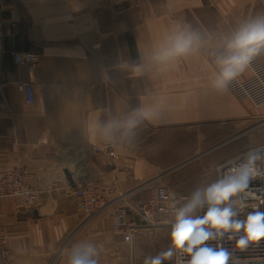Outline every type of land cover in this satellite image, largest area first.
I'll return each instance as SVG.
<instances>
[{
	"label": "crops",
	"instance_id": "crops-1",
	"mask_svg": "<svg viewBox=\"0 0 264 264\" xmlns=\"http://www.w3.org/2000/svg\"><path fill=\"white\" fill-rule=\"evenodd\" d=\"M258 14H264V0H0V175L26 167L29 183L41 190L33 207L19 197L0 198L10 251L0 264H62L70 234L88 224L81 228L84 216L72 193L85 181L105 186L117 176L108 196L113 212L122 195L133 201L153 180L167 187L201 186L205 171L264 143V104L240 101L230 90L214 92L205 54L163 70L149 59L179 24L218 35ZM12 51L35 52L39 59L17 65ZM18 82L32 84V103L17 90ZM142 105L162 114L144 120L146 128L222 127L223 138L207 145L210 135H203L204 150L187 152L171 167L139 152L143 136L135 138L137 131L126 145L118 141L112 161L94 151L102 141L89 142L88 121L123 119ZM214 145L225 147V154L217 156ZM173 173L177 182L169 184ZM106 223L104 217L90 230Z\"/></svg>",
	"mask_w": 264,
	"mask_h": 264
},
{
	"label": "clouds",
	"instance_id": "clouds-1",
	"mask_svg": "<svg viewBox=\"0 0 264 264\" xmlns=\"http://www.w3.org/2000/svg\"><path fill=\"white\" fill-rule=\"evenodd\" d=\"M203 53L212 66L209 87L225 94L233 82H238L254 62L264 57V14L244 19L218 35L193 28L188 24L175 26L151 53V65L163 70L171 62L192 54ZM146 92L150 89L146 86ZM154 114L150 106L142 105L123 119L90 120L86 131L90 143L111 142L119 135H130ZM264 182V147H252L216 166V178L194 188L186 196L173 193L163 197L170 209L164 221L169 244L155 255L137 251L134 236L126 243L135 259L142 264H239L236 250L258 246L264 240V187L253 188L254 181ZM252 199L260 203L250 204ZM251 208V211L246 209ZM119 223V218L114 220ZM231 243V248L225 244ZM105 246L91 240L73 243L62 264H100Z\"/></svg>",
	"mask_w": 264,
	"mask_h": 264
},
{
	"label": "built area",
	"instance_id": "built-area-1",
	"mask_svg": "<svg viewBox=\"0 0 264 264\" xmlns=\"http://www.w3.org/2000/svg\"><path fill=\"white\" fill-rule=\"evenodd\" d=\"M3 36L4 32L0 24V38ZM11 55L14 63L17 65H34L39 59V55L31 51H12ZM249 71L250 75L248 77L240 78L238 82H233L229 86V90L236 99L249 101L251 104L259 106L264 104V64L258 58L254 62L253 68L249 69ZM17 90L25 96L27 103L33 102L34 90L30 82H18ZM256 147H264V143ZM116 148L117 142L114 139L111 142L102 141L98 145H95L93 149L95 152H103L112 161L116 158ZM29 178L30 172L26 167H15L0 175V198L19 197L23 200L25 206H35L39 200L41 190L31 185ZM116 179L117 176L115 175L114 183L105 186H101L96 181L88 180L74 187L72 193L78 200V208L81 210L85 220L95 217L111 205L113 200L109 199L108 196L116 188ZM149 185V197L137 203L134 210L139 219L147 225L162 223L171 215L167 202L163 197L174 193L179 198L180 195L166 185L156 183V180L151 181ZM260 187H264V182L259 180L253 182L254 189L258 190ZM257 195L264 197V193L258 191ZM249 203L257 204L260 201L252 199ZM261 207L264 208V204ZM251 210V208L246 209V211ZM124 215L125 209L114 210L112 212V228L115 232H119L124 225ZM117 217L119 218L118 224L114 223ZM225 246L231 248V243L225 244ZM9 252L7 227L0 223V256L7 258ZM235 258L238 259L239 264H264V240H261L258 246H252L246 250H236ZM126 264H133V259ZM135 264L141 263L135 261ZM164 264H174V261H168Z\"/></svg>",
	"mask_w": 264,
	"mask_h": 264
},
{
	"label": "rangeland",
	"instance_id": "rangeland-1",
	"mask_svg": "<svg viewBox=\"0 0 264 264\" xmlns=\"http://www.w3.org/2000/svg\"><path fill=\"white\" fill-rule=\"evenodd\" d=\"M139 127L140 128H136L130 135L117 136L118 140L115 138L116 142L118 143L119 141L120 143L126 145L127 139L132 138L134 133L137 131L138 136L135 138H141L143 136V141L136 144L139 152L145 154V156L150 158L152 161L157 163L159 162L167 167H171L179 162V158H181V156L193 149L204 150L205 145L201 141L203 135H210V138L205 140V143L207 145H211L220 141L223 138L224 133L222 127H199L188 130L176 128L157 130L146 128L141 124ZM213 149L215 150L217 156H223L225 154V147L221 145H214L212 147V150ZM219 162L220 161H218V163ZM201 173H203V171ZM206 173L207 171H205V174L203 173V175L200 176L201 185L203 183L207 184L216 178V170H213L210 174ZM168 177L170 181L169 184L177 182V176L175 173ZM169 188L177 192L180 196H186L196 187ZM136 193V195L134 194L135 196L133 201L128 199L126 200V196L124 195L121 196V201L116 204L117 206L115 210L125 209V222L119 232H115L112 228V211H110V207H108L89 220H85L84 218L81 228L86 223L88 224L82 229L79 227L70 234L67 241V243L69 242L68 246L71 247L73 243L81 240H91L93 242L103 244L105 246V251L100 257V264H126L133 259L131 250L126 243V238L129 236H134L137 251L142 252L144 255H155L159 251L166 249L169 244V240L168 228L165 223L162 222L147 225L139 219L134 210L137 203L146 200L149 197L150 187H140L139 192ZM108 214L110 215L108 216ZM104 217L107 220L106 224H99L98 228L93 231L90 230L92 225H96V223ZM142 259L143 257L140 256L135 259V261L142 264Z\"/></svg>",
	"mask_w": 264,
	"mask_h": 264
},
{
	"label": "water",
	"instance_id": "water-1",
	"mask_svg": "<svg viewBox=\"0 0 264 264\" xmlns=\"http://www.w3.org/2000/svg\"><path fill=\"white\" fill-rule=\"evenodd\" d=\"M64 175L71 183H73L72 176H71L70 172L67 169H64Z\"/></svg>",
	"mask_w": 264,
	"mask_h": 264
}]
</instances>
